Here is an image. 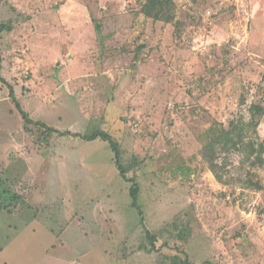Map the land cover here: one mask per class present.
Returning <instances> with one entry per match:
<instances>
[{"label":"rangeland","instance_id":"1","mask_svg":"<svg viewBox=\"0 0 264 264\" xmlns=\"http://www.w3.org/2000/svg\"><path fill=\"white\" fill-rule=\"evenodd\" d=\"M146 1L0 0V264H264V0Z\"/></svg>","mask_w":264,"mask_h":264},{"label":"trees","instance_id":"2","mask_svg":"<svg viewBox=\"0 0 264 264\" xmlns=\"http://www.w3.org/2000/svg\"><path fill=\"white\" fill-rule=\"evenodd\" d=\"M173 3L171 0H147L143 6L141 7V12H143L146 16L154 19V20H164L166 21L168 19V17L170 16V14L173 13ZM9 30L8 26H4L2 24H0V31H3L5 29ZM2 65H1V57H0V71H1ZM0 82L2 83H6L5 79L0 75ZM12 99L15 100L14 95H13V91L12 89H10V95H9ZM16 106L20 112V115L24 121L25 126L27 127L28 124L33 123V121H31L30 117L27 115L26 112L22 111L19 104L16 101ZM250 112H251V122L254 125V127H257L259 124V120L256 119V117H260L263 113H264V108L261 107L260 105H251L250 106ZM34 124H37L39 126L44 127L45 126V130L48 132H57L56 129L48 127L46 125H44L43 123H36L34 122ZM61 135H75V136H79L78 134H73L70 131H64V132H59ZM99 137L100 139H103L105 141H108L113 149V151L115 152V157H119V150H118V146L111 140L110 136L105 132V131H99L97 133H95L94 135H92V137L90 138H85L86 140H93L95 138ZM231 150H235L238 151L240 153H243L246 155L245 157V161L249 160V155L247 153V150L245 148V146L243 145L242 141L239 140V137L236 133V127L233 125H231L230 128L228 129H224L222 131V133H220L219 135L215 136L210 142H208L207 144H205L203 146L202 149V154L204 156V158L206 159L207 163L209 164V168L211 169V171L214 173V176L217 178V180H219L220 182L226 184L227 181H225L224 176L222 175V170H224V167L226 168V164H218L216 162V157L217 155L222 152H229ZM256 154H257V160L258 163L262 164V162H264V160L261 159V156L264 154V138L260 141L258 148L256 149ZM117 159V158H116ZM115 159V162L117 163L118 166V170L120 171L123 179L127 182H131L132 185L129 187V195L131 197V206L133 208H135L139 215H140V219L141 222L143 223L144 221V216H143V212H142V208L141 205L138 202V195H139V185L135 182L134 178H128L126 177V171L124 169V167H122V165H120L118 163V160ZM251 164L253 165L254 163L251 162ZM247 183L246 186L247 187H254L256 189H261V185L258 182H254L253 180H251L250 178H247ZM15 199L18 198V196H14ZM152 236H150L149 238H151ZM182 264H194V263H190L189 261H183ZM201 264H209L207 262L205 263H201Z\"/></svg>","mask_w":264,"mask_h":264}]
</instances>
